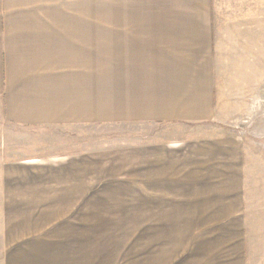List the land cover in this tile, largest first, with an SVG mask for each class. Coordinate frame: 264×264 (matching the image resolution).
<instances>
[{"label": "crops", "instance_id": "obj_1", "mask_svg": "<svg viewBox=\"0 0 264 264\" xmlns=\"http://www.w3.org/2000/svg\"><path fill=\"white\" fill-rule=\"evenodd\" d=\"M199 5L210 9L211 2L158 0L156 12L113 15L104 93L102 33L96 26L86 29L82 15L54 14L55 0H0V264H84V251L69 229L81 228L78 215L86 212L85 156L22 155V137H15L21 129L98 128L103 120L149 128L212 119V68L191 60L212 48V15L199 12ZM133 49L156 53L158 62L144 65V54L139 62L130 61ZM7 131L14 142H6ZM179 141L150 143L143 137L145 207L200 214L201 221L205 215L221 220L220 215L238 213L239 151L229 158L223 157V147L216 148V158H205L213 172L199 173L188 158L176 156ZM152 149L157 152L150 157Z\"/></svg>", "mask_w": 264, "mask_h": 264}, {"label": "rangeland", "instance_id": "obj_2", "mask_svg": "<svg viewBox=\"0 0 264 264\" xmlns=\"http://www.w3.org/2000/svg\"><path fill=\"white\" fill-rule=\"evenodd\" d=\"M56 1L54 14L72 19L82 15L86 29L96 26L102 33L105 93L113 15L156 12L158 0H61L59 11ZM210 2V9L199 5L197 10L212 15V48L207 55L192 54L191 60L207 62L212 68V119L149 128L110 126L109 120H103L98 128L21 129V135L15 136L22 137L18 150L22 155L84 154L86 212L78 215L81 228L69 229L71 236L78 237L84 264H264V0ZM134 52L128 55L130 61L139 62L144 54V65L158 62L156 53ZM144 136L150 143L180 140L176 156L188 158L199 173L213 172L214 166L207 165L205 158L213 154L216 158V148L223 147V157L229 158L239 151L243 177L239 212L220 215L221 220L205 215L201 221L200 214L158 213L157 206L145 207ZM15 137L7 131L6 142H14ZM218 139L228 145L213 143ZM153 152L156 155L157 149L150 157ZM230 166L237 169L232 160Z\"/></svg>", "mask_w": 264, "mask_h": 264}]
</instances>
